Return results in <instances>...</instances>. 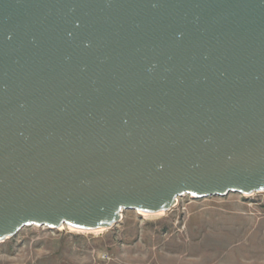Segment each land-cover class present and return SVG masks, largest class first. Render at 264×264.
Wrapping results in <instances>:
<instances>
[{
  "label": "water",
  "instance_id": "water-1",
  "mask_svg": "<svg viewBox=\"0 0 264 264\" xmlns=\"http://www.w3.org/2000/svg\"><path fill=\"white\" fill-rule=\"evenodd\" d=\"M264 193V0H0V243Z\"/></svg>",
  "mask_w": 264,
  "mask_h": 264
},
{
  "label": "rangeland",
  "instance_id": "rangeland-1",
  "mask_svg": "<svg viewBox=\"0 0 264 264\" xmlns=\"http://www.w3.org/2000/svg\"><path fill=\"white\" fill-rule=\"evenodd\" d=\"M0 264H264V193L186 196L111 229L27 227L0 243Z\"/></svg>",
  "mask_w": 264,
  "mask_h": 264
},
{
  "label": "bare ground",
  "instance_id": "bare-ground-1",
  "mask_svg": "<svg viewBox=\"0 0 264 264\" xmlns=\"http://www.w3.org/2000/svg\"><path fill=\"white\" fill-rule=\"evenodd\" d=\"M158 214H162V212L161 213H158ZM69 228H71V227H69ZM73 230V229H72ZM100 230H103V229H100Z\"/></svg>",
  "mask_w": 264,
  "mask_h": 264
}]
</instances>
